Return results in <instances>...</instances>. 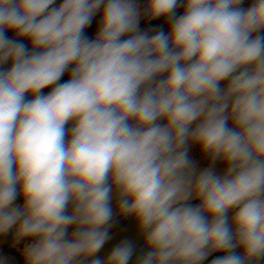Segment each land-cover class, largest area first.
Instances as JSON below:
<instances>
[{
  "label": "clouds",
  "instance_id": "1",
  "mask_svg": "<svg viewBox=\"0 0 264 264\" xmlns=\"http://www.w3.org/2000/svg\"><path fill=\"white\" fill-rule=\"evenodd\" d=\"M243 4L0 0V236L24 264H130L129 239L98 255L116 216L134 264H264V0Z\"/></svg>",
  "mask_w": 264,
  "mask_h": 264
},
{
  "label": "trees",
  "instance_id": "2",
  "mask_svg": "<svg viewBox=\"0 0 264 264\" xmlns=\"http://www.w3.org/2000/svg\"><path fill=\"white\" fill-rule=\"evenodd\" d=\"M61 2L62 0H56V5H58ZM136 3L140 5L141 10L143 11L145 4H146V0H136ZM250 4H251V0H244V4L242 5V7L246 8L250 6ZM182 13H183V7L181 5V7H178L176 15L179 16ZM169 26H170V22H168L166 18L164 17H160L155 20H149L147 17L142 15L141 22H140L141 31H150L152 33L156 31H160V30H163L166 32L169 30ZM7 35L9 37H14L13 33H7ZM92 36L93 35L89 33L88 38H93ZM23 42L30 47V42H28L27 40H24ZM3 67L6 69L10 67V64H6ZM69 72H70V69H69ZM68 78H69V73L66 72L65 75L61 78L60 82H65ZM68 127L70 128L71 126L68 125ZM195 203H199V202H195ZM21 204H22V201H21ZM130 218L131 217H128V218L115 217L114 219L116 223L113 229L111 230V233H113L114 231L122 227ZM13 242H14V234L12 230H10L6 235L0 236V259H4L6 261V264H24V258H23L22 253L15 248V246L13 245ZM144 251H146V249H144L143 244L136 247L133 261H131L130 264H134L136 258ZM239 251L240 250L238 249L237 252ZM218 255H221V253H213L209 257L216 258ZM209 257L207 260L203 262V264H210L211 258Z\"/></svg>",
  "mask_w": 264,
  "mask_h": 264
},
{
  "label": "rangeland",
  "instance_id": "3",
  "mask_svg": "<svg viewBox=\"0 0 264 264\" xmlns=\"http://www.w3.org/2000/svg\"><path fill=\"white\" fill-rule=\"evenodd\" d=\"M99 20H100V13L98 12L94 16L92 23L86 28L85 36L88 37L89 33H91V35H93L92 37L94 38L95 33L98 31ZM168 31H166V33ZM50 90L51 89L48 88V89H45L43 91H44L45 94H47V92L50 91ZM189 157L193 161V163L195 164V166L197 168V171L203 170L205 167H209L211 165L210 159L206 155H204V154H202L200 152V149H199L198 145H194V144H190L189 145ZM212 166L215 168V171L217 172V174H222L223 173L225 165L222 162L217 161ZM195 202H199V201L198 200H193L190 203H195ZM114 204H115V201H114ZM195 204H197V203H195ZM116 217H120V216H116ZM12 231H13V234H14V230H12ZM29 242L30 241H27V240L21 241L18 244L13 242V245L15 246V248L17 250H19L22 253L23 248ZM209 258H211V260L214 259V257H209Z\"/></svg>",
  "mask_w": 264,
  "mask_h": 264
},
{
  "label": "water",
  "instance_id": "4",
  "mask_svg": "<svg viewBox=\"0 0 264 264\" xmlns=\"http://www.w3.org/2000/svg\"><path fill=\"white\" fill-rule=\"evenodd\" d=\"M22 198L18 197L16 202L20 203ZM195 204V203H192ZM234 213L230 212L229 216ZM112 239L106 242L105 246L98 253L101 257H106L112 247L119 243L121 240L129 239L135 244V248L143 244V236L138 232L136 222L130 218L122 227L111 233Z\"/></svg>",
  "mask_w": 264,
  "mask_h": 264
}]
</instances>
